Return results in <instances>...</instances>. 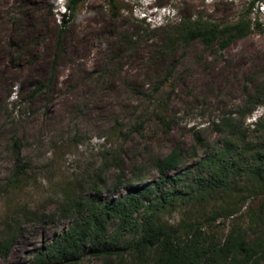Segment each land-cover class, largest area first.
<instances>
[{"label": "rangeland", "instance_id": "obj_1", "mask_svg": "<svg viewBox=\"0 0 264 264\" xmlns=\"http://www.w3.org/2000/svg\"><path fill=\"white\" fill-rule=\"evenodd\" d=\"M64 2L0 0V240L13 236L0 264H27L67 228L69 195L115 198L123 182L151 183L153 160L174 148L182 163L169 174L189 173L162 222L198 223L213 241L235 225L253 238L264 228V192L240 170L227 188L207 191L197 181L208 169L197 162L229 137L224 120L241 122V146L264 143L253 125L259 116L264 123V102L251 109L249 101L264 77V1L82 0L63 18ZM246 11L260 26L223 50L163 44L180 20L223 24ZM94 28L90 42L77 36ZM17 158L25 165L15 184ZM141 261L85 249L54 264Z\"/></svg>", "mask_w": 264, "mask_h": 264}, {"label": "trees", "instance_id": "obj_2", "mask_svg": "<svg viewBox=\"0 0 264 264\" xmlns=\"http://www.w3.org/2000/svg\"><path fill=\"white\" fill-rule=\"evenodd\" d=\"M80 2L82 0H65L62 17L70 18ZM259 26L258 17L251 16L250 11L223 24L196 18L183 19L164 38L163 44L169 48L177 42L197 40L205 47L215 44L223 50ZM249 96L251 109L264 102V77ZM223 122L229 137L222 146L210 148L211 151L197 162V168L206 167L209 174L207 180L198 178L197 182L207 191L225 189L231 177L240 170L264 192V143L254 145L247 142L250 145L241 146L238 141H245L244 133H239L241 122ZM253 125L255 131L264 134L262 117L259 116ZM234 135L237 136L236 141L232 138ZM13 146L17 151V140H14ZM246 152L250 153L248 158L244 156ZM181 163L182 155L174 148L166 156L153 160L159 176L151 183L137 180L136 184L131 185L123 182L126 184L125 192L115 198L103 199L93 194L73 199L69 195V212L73 213L70 225L56 234L48 244L38 248L27 264L71 261L85 249L98 256L136 255L142 260L141 264H261L264 261V228L253 238H248L250 230L235 225L226 240L219 242L207 238L198 223H179L168 227L162 222L160 211L185 195L176 186L183 183L182 177L188 176L189 172L169 174ZM24 165L25 162L16 159L11 177L15 184L23 173ZM93 189L98 191L95 187ZM224 211L225 215L230 213ZM260 219L264 225V215ZM12 241V235L0 240V250L7 253Z\"/></svg>", "mask_w": 264, "mask_h": 264}, {"label": "bare ground", "instance_id": "obj_3", "mask_svg": "<svg viewBox=\"0 0 264 264\" xmlns=\"http://www.w3.org/2000/svg\"><path fill=\"white\" fill-rule=\"evenodd\" d=\"M97 32H99V29L98 28H94V29H90L88 30V33L85 34V35H77L79 37H81L80 39H82L83 43L88 41L90 37H92V35L96 34ZM90 42V40H89ZM81 45V44H80ZM86 45V44H85Z\"/></svg>", "mask_w": 264, "mask_h": 264}]
</instances>
